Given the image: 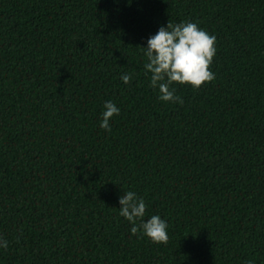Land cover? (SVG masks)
Returning a JSON list of instances; mask_svg holds the SVG:
<instances>
[{"label": "trees", "instance_id": "16d2710c", "mask_svg": "<svg viewBox=\"0 0 264 264\" xmlns=\"http://www.w3.org/2000/svg\"><path fill=\"white\" fill-rule=\"evenodd\" d=\"M183 20L216 77L163 102L140 46ZM126 190L166 243L130 233ZM0 236V264H264V0H0Z\"/></svg>", "mask_w": 264, "mask_h": 264}, {"label": "clouds", "instance_id": "9594fccd", "mask_svg": "<svg viewBox=\"0 0 264 264\" xmlns=\"http://www.w3.org/2000/svg\"><path fill=\"white\" fill-rule=\"evenodd\" d=\"M217 37L202 28L197 22L183 20L178 23L167 22L147 39L146 46H140L144 56L145 73H150L149 86L157 90V98L163 102L183 104L174 83L198 89L213 81L216 74L211 69L217 53ZM120 79L128 84L132 74L123 72ZM120 107L111 99L105 100L101 111L99 127L111 131L110 121L120 114ZM119 215L126 219L130 233L147 237L155 243H166L168 223L159 214L144 219L148 205L142 196L133 190L123 191L119 197ZM139 221V222H138ZM8 241L0 236V248L7 249ZM245 264H255L247 260Z\"/></svg>", "mask_w": 264, "mask_h": 264}]
</instances>
